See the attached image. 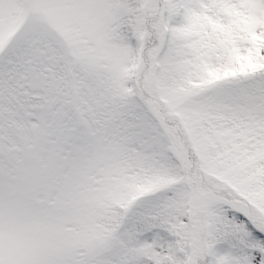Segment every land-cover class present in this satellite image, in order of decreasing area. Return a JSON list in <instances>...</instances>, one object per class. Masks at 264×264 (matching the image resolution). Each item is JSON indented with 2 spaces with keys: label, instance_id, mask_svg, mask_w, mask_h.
I'll return each instance as SVG.
<instances>
[{
  "label": "snow or ice",
  "instance_id": "snow-or-ice-1",
  "mask_svg": "<svg viewBox=\"0 0 264 264\" xmlns=\"http://www.w3.org/2000/svg\"><path fill=\"white\" fill-rule=\"evenodd\" d=\"M0 264H264V0H0Z\"/></svg>",
  "mask_w": 264,
  "mask_h": 264
}]
</instances>
